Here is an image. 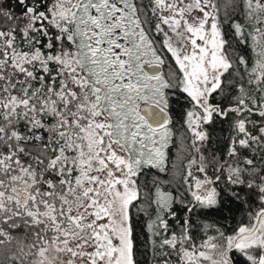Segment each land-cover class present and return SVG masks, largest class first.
<instances>
[{
    "label": "snow or ice",
    "instance_id": "1",
    "mask_svg": "<svg viewBox=\"0 0 264 264\" xmlns=\"http://www.w3.org/2000/svg\"><path fill=\"white\" fill-rule=\"evenodd\" d=\"M0 264H264V0H0Z\"/></svg>",
    "mask_w": 264,
    "mask_h": 264
},
{
    "label": "trees",
    "instance_id": "2",
    "mask_svg": "<svg viewBox=\"0 0 264 264\" xmlns=\"http://www.w3.org/2000/svg\"><path fill=\"white\" fill-rule=\"evenodd\" d=\"M167 70H168L167 68L164 69V71ZM174 119L177 121L173 129L175 133L173 138L175 143L171 145L169 149V153H168L169 160H168L167 169L164 172H160L157 169H151L141 175L138 183L141 188L142 196L144 195L151 196L155 191V184H159V186L166 191L175 190V180H173V172H174L173 164L180 165L182 163V161L178 158L176 145H178L179 139L181 135L184 134L185 130L181 126L179 116H174ZM183 163H186V161H183ZM140 219L143 220V217H140ZM137 231L139 232L140 229L138 228Z\"/></svg>",
    "mask_w": 264,
    "mask_h": 264
}]
</instances>
